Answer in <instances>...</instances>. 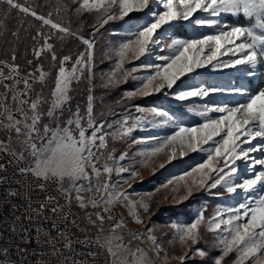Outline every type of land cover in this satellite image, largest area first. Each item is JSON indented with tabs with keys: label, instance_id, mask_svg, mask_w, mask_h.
<instances>
[{
	"label": "snow or ice",
	"instance_id": "1",
	"mask_svg": "<svg viewBox=\"0 0 264 264\" xmlns=\"http://www.w3.org/2000/svg\"><path fill=\"white\" fill-rule=\"evenodd\" d=\"M72 3L78 5L75 8L77 15L84 12L95 14L92 38H84L73 32L70 26L54 22L51 13L46 17L18 0H0V5L7 6L3 19H0V29H6L4 20L12 10L40 22L32 37L36 45L32 50L34 59L27 60L28 71H23L15 63V52L11 62L0 60V86L5 90L0 95V128L7 136L6 140L0 139V153L11 156L17 163L19 177L31 176L43 181L37 185L41 190H46L48 182L54 183L69 209L73 201L81 210L91 208L93 213L86 218L95 223L91 215L96 216L100 234L104 232L105 218L113 221L110 233L99 247L105 249L116 264H149L142 249L133 250L122 242H116L122 238L115 233L125 225L122 220H113L111 207L118 203L127 207L129 215L139 224L137 207L148 211L149 205L130 200L127 190L116 191L113 174L123 181L124 173L135 177L137 172L122 164L128 158V153L121 151L116 155V149L108 148V141H120L129 147L146 144L147 147L140 152L145 164L160 154H166L170 163L177 155L183 157L187 152H204L206 159L178 178L184 180L185 176L193 177L191 184L184 183L187 194L182 199L190 197L194 189H205L214 195L239 196L242 192L244 199L236 206L217 207L211 217H206V210L201 209L190 223H173L174 239L186 249L177 259L183 264L189 253L199 257L207 255L205 250L193 248L201 240L200 229L204 228L215 235L220 253L213 258V264H228L226 258L230 254L235 255L231 264H264V158L252 156L257 152L264 156V87L255 94L239 87L227 89L233 94L246 95L247 100L234 106L204 104L197 110L203 120L195 126L176 123L167 111L156 108L145 110L139 106H136V112L141 115L133 117L129 113L114 123H98L94 119L92 95L95 87V36L105 25L116 21L128 24L124 29L125 38L110 48L108 58H114V64L108 72L101 74L100 79L104 88H115L129 79L141 80L139 87L126 92L128 99L159 93L165 88L171 90L178 82H183L182 78L186 79L207 67L213 71L243 69V75L253 77L256 70L264 69V0H72ZM63 8L64 11L69 10L67 6ZM136 13L141 14L137 22L129 23L132 14ZM229 15L242 17L245 22L229 24L221 19ZM181 22L191 24L194 30L208 28L215 31L192 38L180 37L175 35L174 26ZM45 28L49 31H45ZM12 35L18 36V31L12 32ZM69 37L78 39L85 46L84 50L75 57H61L55 50L54 41H64ZM157 49L159 54L155 55V60L159 63L134 64L141 58L151 57ZM42 57L50 58L51 68L47 71L39 63ZM52 69H55L54 77ZM141 69H151V73L143 77L136 75ZM50 80L53 86L46 96L43 88ZM83 80L89 84L86 109L82 112L77 105L73 111L70 107L72 92L75 85ZM37 84L41 86L39 91L35 87ZM20 85L23 87L20 88ZM224 91L226 89L218 86L192 84L177 91L175 99L182 102L193 98L204 100ZM65 111L68 112L66 117ZM209 113L220 115L213 118ZM155 122L172 123L175 130L162 139L144 140L133 136L135 130ZM14 143L20 146L19 151L13 146ZM240 162H248L250 176L240 175ZM160 167H165V164ZM0 171H5L4 164H0ZM102 175L103 180L100 179ZM6 179L0 176V184ZM16 182L21 181L18 179ZM65 183L68 187H65ZM171 183L172 180L167 182ZM167 184L162 187H167ZM177 190L174 188L173 192ZM20 195L18 190L9 188L6 199ZM23 195L28 199L27 190ZM55 200L49 195L37 207L29 203L26 212L30 210L40 217L50 211L53 217L61 214L67 221L69 211L58 202L53 204ZM12 209L16 211L19 206L13 204ZM32 219L30 215L15 217L10 226L11 232L18 231L16 221ZM52 227L56 228L57 225L53 224ZM21 231L24 235L28 233L27 228ZM146 231L149 233L147 238L152 242V250L159 256L161 245L150 234L151 229ZM36 232L37 235L44 234L41 228ZM60 238L67 240L64 233ZM133 238L142 239V236L134 233ZM85 241L90 243L87 237ZM85 241L77 240V243ZM46 243L54 246L56 238ZM63 247L71 250L72 242L68 240ZM9 251V246L0 247V264H15L7 258ZM18 251L24 257L26 250L18 247ZM59 252L60 249L54 247L53 254ZM122 252H127L131 260L121 258ZM98 254L87 253L89 256ZM72 264L84 262L74 259Z\"/></svg>",
	"mask_w": 264,
	"mask_h": 264
},
{
	"label": "rangeland",
	"instance_id": "2",
	"mask_svg": "<svg viewBox=\"0 0 264 264\" xmlns=\"http://www.w3.org/2000/svg\"><path fill=\"white\" fill-rule=\"evenodd\" d=\"M19 3L26 4V0H21ZM68 3H72V0H68ZM77 6L78 5L74 4L73 7L74 15L72 17V21L75 24L79 21L78 17L84 15H86L92 23H95L96 17L94 13L84 12L81 15H77L75 12V8ZM55 12H57V9ZM221 19L229 24H233L236 23L237 17L229 15L222 16ZM231 19L234 20L231 21ZM60 20L65 21V19ZM135 22H137V19L132 14V19L129 23ZM244 22L245 21L243 19L242 23ZM84 25H88V27L92 26L91 23ZM116 25L117 23L114 22L105 25V28L101 29L100 33L95 36V87L93 88L92 95L94 97V119L98 123H114L121 120L126 115H129V113L133 117L141 115V113L136 112V106H139L145 110L156 108L167 111L176 123L182 122L185 126H195L197 122L203 120V117L197 114V110L202 108L204 104L209 106H234L237 103H244L247 100L246 95L233 94L228 92L227 89L239 87L247 89L250 94H255L258 91L255 82L259 76L260 69L256 70L255 75L249 78L242 74L244 71L243 69L227 68L213 71L211 67L199 69L196 74H193L186 79L182 78L183 82H178L177 86L171 90L165 88L159 93L153 92L150 95L142 97L136 96L132 99H128L126 97V92L139 87L141 85V80L129 79L126 83H121L115 88H104L102 86L100 76L102 73L108 72L114 64V58L113 60L108 58L110 55L109 50L114 44H117L125 38L124 29L128 27V24L125 23L120 26ZM92 31L93 29L91 28L87 33L88 36L83 37L92 38ZM211 31H215V29L199 28L194 30L193 26L187 22H181L180 24H176L174 26L175 35L184 38L196 37L200 34H207ZM9 43L15 45L19 43V40L15 37L9 40ZM156 54H159V49H157V52L151 57L141 58L140 60L135 61L134 64L142 65L159 63L155 60ZM11 56L5 58L11 60ZM221 59H227V57H222ZM132 66L133 65H128V67ZM68 67L70 68V64ZM150 73L151 69H141L136 75L143 77L149 75ZM192 84L218 86L226 89V91L210 95L204 100L193 98L186 102L177 101L175 99L176 92ZM52 86L53 82L48 89L47 95L49 94ZM84 87L86 90L89 87L87 80L81 81L74 87L70 103V107L73 111L77 105H79L82 112L86 109L88 91L85 93L83 90ZM67 115L68 112L65 111V117ZM209 115L216 118L220 114L209 113ZM149 119H151V117H149ZM174 130L175 125L172 123H148L145 124L143 128L135 130L133 136L137 139L144 140L149 138L162 139L172 134ZM0 139H7L6 133L2 128H0ZM13 146L16 147L17 151L20 150L19 145L14 143ZM146 147L147 145L143 143L129 147L127 144L120 141H112L111 139L108 141V148L116 149V155H119L121 151L128 153V158L123 161L122 164L124 167L132 168L137 172L135 177L130 176L128 173H124L123 181H121L120 177L113 174L112 181L117 183L116 191L123 192L127 190L130 200L134 202L142 201L149 205L148 211H144L142 208L137 207V212L141 221L139 224L135 223L134 218L129 215L127 207L119 203L111 207L117 211L118 220H122L125 225L123 229L117 230L122 240L116 242H122L123 245H126L133 250L136 248L142 249L146 253L149 264H182L177 257L184 254L186 249L174 239V229L171 225L173 223H190L201 209H208L211 212V217L217 207L236 206L239 201L244 199V196L242 192L239 196L227 194L214 195L205 189H194L190 197L182 199L187 194L184 188V183L187 182L188 184H191L193 177L185 176L184 180H179L178 178L183 176L184 173L191 171V169L195 168L199 163H202L203 160L206 159V153L199 151L187 152V154L183 157L177 155L170 163L168 162L166 154H160L145 164L142 163L143 158L141 157L140 152ZM252 156L254 158H264V156L258 152L253 153ZM247 163L248 162H240L239 164L240 175L243 177L251 175L247 169ZM161 164H165V167L161 168ZM256 168L259 169V166L257 165ZM89 173H91L90 169ZM194 177L199 179L197 174H194ZM100 179L103 180L104 176L102 175ZM169 180H172L171 184H167ZM165 184H167V187H162V185ZM65 187H68L67 183H65ZM174 188H177L178 190L173 192ZM212 192L214 193L216 190H212ZM82 195L87 194L82 193ZM97 199H99V197H97ZM72 205L79 212L88 214L89 208L87 210H81L74 201L72 202ZM146 229L152 230L150 234L155 236L157 242L161 245L162 250L159 256H157L152 250V242L147 238L149 233ZM134 233L140 234L142 239H134ZM210 234L213 237L214 249L217 254L213 256L210 255L209 252L205 251L207 255L205 257H199L189 253L187 259L183 261V264H213V258L218 257L220 253L216 247L215 235L213 233ZM193 248L202 249L198 244L193 246ZM124 257L131 260V257L128 256L127 252L121 253V258ZM234 259V254H230V256L226 258L228 264H231V261Z\"/></svg>",
	"mask_w": 264,
	"mask_h": 264
},
{
	"label": "built area",
	"instance_id": "3",
	"mask_svg": "<svg viewBox=\"0 0 264 264\" xmlns=\"http://www.w3.org/2000/svg\"><path fill=\"white\" fill-rule=\"evenodd\" d=\"M0 60L11 62L8 58H0ZM4 83H10V81ZM19 87L22 88L23 85ZM4 91L3 87L0 86V95ZM0 164L5 165V171H0V176L7 178L4 183L0 184V247H10L7 257L9 260L14 261L15 264H65V258H67V264H72L74 259L83 261L84 264H116L114 258L109 256L105 249L99 247V244L103 243L110 233L113 221L108 220L106 217L103 225L104 232L100 234L98 232L100 225L96 220V216L91 215V220L95 223L86 218L90 213H93L91 208H89L88 214H79V211H76L72 204L69 209L63 195L57 190L54 183L48 182L46 190H41L37 185L43 183V181H37L31 176L19 177L17 175V163L7 154L0 153ZM18 179L21 181L20 183L16 182ZM9 188L18 190L21 195L6 199ZM26 190L28 199H25L23 195ZM49 195L56 198L53 204L58 202L69 211L67 221L64 220L61 214L53 217L50 211H46L40 217H37V214L32 213L30 210L26 212L29 203L33 207H37L38 203L43 202L45 197ZM13 204L18 205L19 209L13 211ZM111 211L113 220H117V211L114 208H111ZM24 215H30L33 219L23 220L22 222L16 221L18 231L16 233L11 232L10 226L15 217ZM53 224H56L57 227L53 228ZM22 228L28 229L27 235L22 233ZM38 228L43 229V235H37L36 229ZM61 233H64L67 240L60 238ZM115 234L120 235L118 232ZM86 237L90 243L85 241ZM52 238H56L54 246L46 243ZM68 240L72 242L71 250L63 247ZM77 240L85 241V243H77ZM18 247L26 250L24 257H21ZM54 247L60 249V252L55 255L53 254ZM88 252H98L99 254L89 256L87 255Z\"/></svg>",
	"mask_w": 264,
	"mask_h": 264
},
{
	"label": "trees",
	"instance_id": "4",
	"mask_svg": "<svg viewBox=\"0 0 264 264\" xmlns=\"http://www.w3.org/2000/svg\"><path fill=\"white\" fill-rule=\"evenodd\" d=\"M21 0H18V2ZM26 4L32 6L39 14L47 16L51 13V18L58 22L62 23L64 26H70L73 32L78 33L80 36H88L87 33L92 28V26L88 27L84 24L92 23L89 18L84 16L78 17L77 23L75 24L72 21L73 13V3H68V0H26ZM69 5V6H68ZM63 6L68 7V11H64ZM60 9L59 12H55L56 9ZM7 11L6 5L0 6V19H3L4 12ZM137 19L141 14H133ZM60 19H65V21H61ZM234 19H231L233 21ZM96 22V21H95ZM243 22V18L239 17L236 20L237 24H241ZM6 29H0V58L10 57L13 52L17 57L16 63L20 65L23 71H28L29 66L27 65V60L33 59L32 50L34 45H36V41L32 40V37L36 34V28L39 26L38 21H35L32 17H25L22 13H19L18 10H12L10 15H8L7 19L4 20ZM113 23V22H110ZM116 26L122 25L124 22L116 21ZM27 29V30H26ZM45 31H49L48 28L44 29ZM18 31V36H13L12 32ZM17 38L19 40L18 44L12 45L9 43V40L12 38ZM55 50L59 56L63 55H72L75 57L80 51L84 49V46L74 37H69L64 41L55 40ZM47 71L51 68L50 58H41L39 61ZM52 76L55 75V69H52ZM95 81V80H94ZM53 81H49V83L43 88V94L47 96L48 89ZM256 87L261 88L264 87V69H260L259 76L255 82ZM86 87V86H85ZM83 88L84 92L87 93V90ZM41 86L39 84L36 85V89L39 90ZM211 212L206 209L205 216L210 217ZM202 238L199 241L198 245L209 252L210 255H216L217 252L214 249V240L209 232H207L204 228L200 229Z\"/></svg>",
	"mask_w": 264,
	"mask_h": 264
},
{
	"label": "bare ground",
	"instance_id": "5",
	"mask_svg": "<svg viewBox=\"0 0 264 264\" xmlns=\"http://www.w3.org/2000/svg\"><path fill=\"white\" fill-rule=\"evenodd\" d=\"M76 211H78V210L76 209ZM79 214H83V213L79 212ZM117 220H118V218H117Z\"/></svg>",
	"mask_w": 264,
	"mask_h": 264
}]
</instances>
